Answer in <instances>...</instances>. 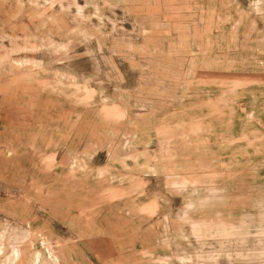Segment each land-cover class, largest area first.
I'll return each instance as SVG.
<instances>
[{"label": "rangeland", "instance_id": "obj_1", "mask_svg": "<svg viewBox=\"0 0 264 264\" xmlns=\"http://www.w3.org/2000/svg\"><path fill=\"white\" fill-rule=\"evenodd\" d=\"M0 264H264V0H0Z\"/></svg>", "mask_w": 264, "mask_h": 264}]
</instances>
